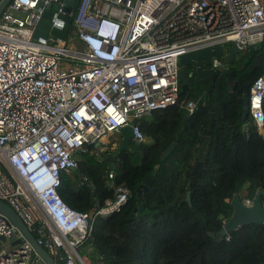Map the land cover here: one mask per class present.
<instances>
[{
  "label": "built area",
  "instance_id": "2783aa9c",
  "mask_svg": "<svg viewBox=\"0 0 264 264\" xmlns=\"http://www.w3.org/2000/svg\"><path fill=\"white\" fill-rule=\"evenodd\" d=\"M54 1L13 0L0 16V200L57 263L107 264L90 246L94 222L126 205L130 189L117 186L113 200L83 213L61 198L62 176L78 167L85 146L107 144L133 119L176 105L179 59L197 49L261 46L249 115L264 134V0H77L68 40L38 42L36 25ZM211 68L224 63L213 59ZM182 104L192 114L198 103ZM38 262L0 214V264Z\"/></svg>",
  "mask_w": 264,
  "mask_h": 264
},
{
  "label": "trees",
  "instance_id": "16d2710c",
  "mask_svg": "<svg viewBox=\"0 0 264 264\" xmlns=\"http://www.w3.org/2000/svg\"><path fill=\"white\" fill-rule=\"evenodd\" d=\"M261 52L257 46L232 62L223 59L224 69L215 71L213 88L203 82L180 83L179 102L140 119L142 140L133 141L131 150L115 159L113 169L108 158L117 143L85 146L77 153L78 167L62 176L58 190L68 206L89 213L113 200L117 186L131 191L114 216L94 222L90 246L99 261L264 264V225L242 226L230 234L224 231L235 196L253 202L262 192L264 203V134L250 115L242 120L246 84L252 86L262 72H250V67ZM230 81L235 83L232 91ZM185 100L197 101L194 113L184 107ZM206 137L210 142L203 166L192 174ZM172 144L174 150L162 160ZM154 171L157 175L146 191L145 181ZM188 193L191 205L186 201Z\"/></svg>",
  "mask_w": 264,
  "mask_h": 264
},
{
  "label": "water",
  "instance_id": "95a60500",
  "mask_svg": "<svg viewBox=\"0 0 264 264\" xmlns=\"http://www.w3.org/2000/svg\"><path fill=\"white\" fill-rule=\"evenodd\" d=\"M13 0H1L0 2V16L3 11ZM77 0H55L53 3L45 4L44 10L41 15V19L36 25L33 38L41 43H45L49 38L68 40L71 29V13L76 7ZM61 4L65 6L61 8ZM62 11H59V10ZM245 51L240 49L235 43H228L224 46H217L213 48H203L190 51L182 55L179 59V81L185 86L190 84L191 74L185 71V68H194V73L202 81L206 82L210 79V86L213 88L217 80V75H212V61L213 59H227L232 62L238 55L243 54ZM263 67V53L258 54L255 62L250 67V72H254L257 69ZM212 75V78H210ZM250 84L246 85V93L243 106L242 120L246 121L249 117V94ZM232 91V87L228 88ZM211 111H214L213 107H210ZM215 115H212L210 126L213 125ZM140 119H133L131 125H128L121 129L120 134H117L118 147L113 155L108 158L111 163V168H114L115 159L124 151L131 150V143L139 138L137 127ZM210 142V137H206L198 154V162L194 167L192 174H196L203 166V158L206 153ZM96 147H100V144H96ZM175 144H172L169 149L164 153L162 160H166L170 153L174 150ZM102 159V158H101ZM157 175V171H154L152 176L148 177L145 181V190L147 191L153 184V177ZM90 189H93L89 185ZM141 195V194H140ZM186 201L191 205L190 193L187 194ZM233 207V213L230 219L224 226L225 234H230L239 230L242 226H263L264 225V203L262 201V192H259L251 205H247L239 196H235L231 202ZM98 206V205H97ZM141 209H144V205H141ZM0 214L5 216L15 227H17L20 233L31 243L35 251L40 255L46 264H59L55 259L47 252V250L39 245L36 241V237L29 231L19 215L5 202L0 200ZM114 216L112 214L109 218ZM4 241V239H2ZM13 245L21 243V239L15 238L11 241Z\"/></svg>",
  "mask_w": 264,
  "mask_h": 264
},
{
  "label": "flooded vegetation",
  "instance_id": "af4514ba",
  "mask_svg": "<svg viewBox=\"0 0 264 264\" xmlns=\"http://www.w3.org/2000/svg\"><path fill=\"white\" fill-rule=\"evenodd\" d=\"M236 58H237V57H236ZM236 58H235V60H236ZM242 68H243V67H242ZM188 72H189V70H188ZM189 74H191V80H190V84H189L190 86H194L195 84H199L200 82H202V81L197 77V75L194 73V68H191V69H190ZM212 75H217V74L215 73V71H212ZM212 75H211L210 78H212ZM231 76H232V77H235V76H236V71H232ZM203 83H208V84H210V79H209L208 81H206V82H203ZM233 84H235V83L232 82V81H230V85H229V87L231 86L232 89H233ZM247 84H249V83H247ZM247 84H246V85H247ZM245 203H246L247 205H251V204H252V202H246V201H245Z\"/></svg>",
  "mask_w": 264,
  "mask_h": 264
},
{
  "label": "rangeland",
  "instance_id": "374dc122",
  "mask_svg": "<svg viewBox=\"0 0 264 264\" xmlns=\"http://www.w3.org/2000/svg\"><path fill=\"white\" fill-rule=\"evenodd\" d=\"M112 142L118 144L116 135L112 137V139H111V143H112ZM150 142H151V141L149 140L148 143H150ZM116 147H118V146L115 145V146H114V149H115ZM116 149H117V148H116Z\"/></svg>",
  "mask_w": 264,
  "mask_h": 264
},
{
  "label": "crops",
  "instance_id": "0c3cea01",
  "mask_svg": "<svg viewBox=\"0 0 264 264\" xmlns=\"http://www.w3.org/2000/svg\"><path fill=\"white\" fill-rule=\"evenodd\" d=\"M37 264H46L45 262H38Z\"/></svg>",
  "mask_w": 264,
  "mask_h": 264
},
{
  "label": "clouds",
  "instance_id": "9594fccd",
  "mask_svg": "<svg viewBox=\"0 0 264 264\" xmlns=\"http://www.w3.org/2000/svg\"><path fill=\"white\" fill-rule=\"evenodd\" d=\"M223 60V59H222ZM214 71V70H213ZM227 223V221L225 222V224Z\"/></svg>",
  "mask_w": 264,
  "mask_h": 264
}]
</instances>
